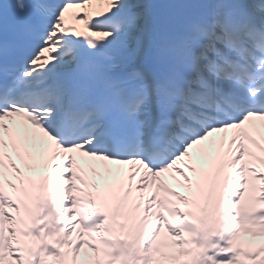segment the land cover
I'll list each match as a JSON object with an SVG mask.
<instances>
[{
	"label": "snow or ice",
	"instance_id": "6c2138e0",
	"mask_svg": "<svg viewBox=\"0 0 264 264\" xmlns=\"http://www.w3.org/2000/svg\"><path fill=\"white\" fill-rule=\"evenodd\" d=\"M261 169L264 0H0V264H264Z\"/></svg>",
	"mask_w": 264,
	"mask_h": 264
},
{
	"label": "rangeland",
	"instance_id": "374dc122",
	"mask_svg": "<svg viewBox=\"0 0 264 264\" xmlns=\"http://www.w3.org/2000/svg\"><path fill=\"white\" fill-rule=\"evenodd\" d=\"M98 7H100V6L94 4V5H91V6L87 7V8H85V9H80V12L84 14L85 11L91 12V11H94L95 9H97ZM169 187L173 188V190H175V191L182 192V190L180 188H177V187H174V186H169Z\"/></svg>",
	"mask_w": 264,
	"mask_h": 264
},
{
	"label": "bare ground",
	"instance_id": "6f19581e",
	"mask_svg": "<svg viewBox=\"0 0 264 264\" xmlns=\"http://www.w3.org/2000/svg\"><path fill=\"white\" fill-rule=\"evenodd\" d=\"M74 12H76V13H78V9H74L73 10ZM183 165H181V167H182ZM125 171H127V169H125ZM261 171H264V169H261ZM139 173H137V175H136V180H139ZM136 181H133V183H135Z\"/></svg>",
	"mask_w": 264,
	"mask_h": 264
}]
</instances>
